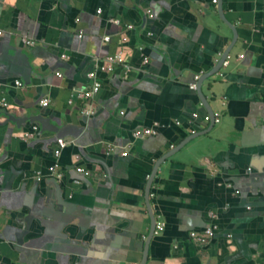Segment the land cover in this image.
I'll return each mask as SVG.
<instances>
[{
    "label": "crops",
    "instance_id": "crops-1",
    "mask_svg": "<svg viewBox=\"0 0 264 264\" xmlns=\"http://www.w3.org/2000/svg\"><path fill=\"white\" fill-rule=\"evenodd\" d=\"M212 1L0 0V97L9 113L45 118L40 135L25 140L30 123L19 127L0 113V264H139L150 222L147 176L170 144L191 133L185 119L203 115L187 86L232 40ZM221 2L238 44L201 90L219 119L203 137L222 136L201 156L187 162L178 153L157 170L150 203L165 227L150 240L145 264H264V0ZM16 51L24 59L12 60ZM118 52L133 68L148 58L127 83L99 70ZM92 71L99 92L70 104L92 86ZM26 79L25 87L15 84ZM40 98L49 106L38 104ZM92 108L87 124L79 120ZM171 119L158 136L133 140L134 130ZM195 123L193 130L208 128ZM63 130L78 135L76 143L64 138L59 192L48 167ZM77 167L90 176L77 175ZM61 196L68 207L59 204ZM209 212L219 229L207 244H196L189 232H202Z\"/></svg>",
    "mask_w": 264,
    "mask_h": 264
},
{
    "label": "water",
    "instance_id": "water-1",
    "mask_svg": "<svg viewBox=\"0 0 264 264\" xmlns=\"http://www.w3.org/2000/svg\"><path fill=\"white\" fill-rule=\"evenodd\" d=\"M216 2H217V12H218L219 18L230 28V30L232 32V40L229 43V45L222 52H218L217 53L218 58H217V60L215 62V65L208 72H204L203 74H198L199 77L196 80H194V76H197V75H194L193 78H192V82H190L189 85L187 86L190 91L195 92V94L198 96V99L200 101V106L204 110L203 115L198 114V112H192V113L196 114L197 117L194 118V120H191L190 118L189 119L188 118L185 119L184 125L190 126L191 131L189 130V132H191V133L188 134L183 139H181L180 142L178 144H176L175 146H172V144H170V148L167 150V152H165L164 154H162L159 158H157L155 160V162H154V164L152 166L151 172H150L149 176H147V180H146V183H145V186H144L143 197H144V202H145V206H146V210H147L150 222H149V232H148L147 237H146V239L144 241V246H143V249H142V256H141V260H140L139 264H145L146 263L147 256H148L149 243H150V240L153 237V229H154V225H155V217L153 216L154 214H153V211H152V208H151L150 195L152 194L151 193V189H152L151 186H152V183H153L154 176L157 173V170L160 168V166L163 163H165L166 161H169L170 159L175 157V155L178 154V153L181 155L180 158L183 159V160H186L187 162L192 160V158H196L198 156H201L203 154V152L205 151L204 148L207 147L206 150L210 151V148H209L210 147V143L213 140L215 141L216 138L218 139L219 137L222 136V135H217L218 133H214V134H212L213 135V140L211 138L207 140V139H204L205 137H203L206 134H208L210 131L215 129L216 123H214V112H213L211 106L209 105L208 101L206 100L205 96L203 95L202 90H201V86H202V83L206 79L212 77L213 75H215L220 70H222L223 68L226 67V66H223V62L225 61L226 57L230 58V53L236 47L235 45L238 44V41H237V32H236L235 28L233 26H231V23H229L224 17L221 0H216ZM145 10H144L145 11L144 12V18L149 20V21L152 20L153 17H154L153 12L150 9H145ZM115 20H116L115 18H110L109 19L110 22L111 21H115ZM127 26H130V28H127ZM127 26H126V28L129 29V30L132 28V25H127ZM121 38H125L124 41L121 40L123 43H125L127 41V37L125 35L121 36ZM16 53H18V54L13 56L12 60L15 61L16 58H20V59L23 58L24 59V56H22V54L19 53V51H16ZM1 57H2V59L7 58L6 53H4ZM125 63L130 66V71L127 74L124 75L122 73V71H123V67L122 66L117 67L116 70L112 73V74H114L113 75L114 77L118 78L121 81V83H127V78L132 77L133 74H137L136 72H138V75L141 74L142 68H144L146 66V64L148 63V58L146 56L145 57L143 56L142 57V61H141V66H139L137 68L136 67L133 68L126 61H125ZM27 77H24V78H27ZM25 81L22 82V86L21 87H25V86H27V84L30 83L29 79H26ZM192 84H195V88H191ZM42 100L43 99L40 98L38 104H40V102ZM9 110H11V109L8 108V109L0 110L1 114L3 113V114H5L7 116V120H6L7 123L8 122H13V123H16L17 126L21 127L22 125H25V124H27L29 122L30 123L29 131H25L24 134L27 133V132H32V133H34L33 138L37 137L38 135H40L41 128H40L38 123L43 124L45 122V118L42 115H35V116H32V117L31 116H16L13 113H9ZM95 113L96 112H95L94 108H92L88 113H85L82 110V113L78 114L79 115L78 117H79V120H81L82 122H85L87 124L88 120L93 118ZM205 116L209 117V121L208 122H205V121L202 120V119H204ZM173 120L174 119H171L169 122H165V123L160 122V121L152 122L151 126H148L147 129H151L153 131V134H151V135H149L147 137H156V136H158V134L160 133V130H162L164 127H168L170 124H173V122H174ZM175 121L177 122L176 123L177 126L182 125L181 121L176 120V119H175ZM196 121H201L204 124L208 123L207 130H200V131L199 130H193L192 127L194 126V124L196 125V123H195ZM34 128H36V130H34ZM133 132H132L133 140H141V139L147 138V137H143V136L134 137L133 136ZM77 135H78V133L75 134V132H73L71 134H65V130H63L60 133H57L55 141H57L59 138L64 139L66 137H70V138H72L73 142L76 143ZM198 138H202L204 141H199V140L196 141ZM187 145H189V150L185 149V147ZM112 147H113V150L111 152L114 151V147L115 146H112ZM116 149H117V147H116ZM121 154H123V153H121ZM122 156H126V154L124 153V155H122ZM55 162H56V160L54 159V163ZM51 166L48 167V171H49V168ZM74 171H75V173L77 175H81L84 178H87V177L90 176V172H89L88 176H85L82 173L76 172V168L74 169ZM48 175L51 176L52 178H54L52 183L55 184V186L58 188L59 192H61L62 188L59 185L61 180H58L54 176V174H52L51 172H49ZM36 177H38L37 179H42L44 177L43 172L42 171H38ZM73 183L79 184L81 182L78 179H74ZM235 193L239 194V192H237V191H235ZM61 198H62V196L58 198L59 204H61L62 206H67L68 207V204L66 202H64ZM78 260L82 261L83 259H78Z\"/></svg>",
    "mask_w": 264,
    "mask_h": 264
},
{
    "label": "built area",
    "instance_id": "built-area-1",
    "mask_svg": "<svg viewBox=\"0 0 264 264\" xmlns=\"http://www.w3.org/2000/svg\"><path fill=\"white\" fill-rule=\"evenodd\" d=\"M214 4L216 3V0H213L212 1ZM97 14L100 13V10H97L96 11ZM112 23H118L117 20L115 21H111ZM127 28H130V26H127ZM2 32L0 31V36H1ZM122 41L125 40V38H121ZM103 41L104 42H108L109 41V37L106 36L103 38ZM23 42L29 46H32L34 45V42L31 41V40H28V39H23ZM239 57H242V55H240ZM228 60H229V57H226L225 61L223 62V66H226L228 64ZM146 62V61H145ZM119 66H122L123 67V71L122 73L125 75L127 74L129 71H130V66L127 65L125 63V60L123 58V55L121 52H118L116 53L115 55H111V56H107L106 58L103 59V63L99 66V70L100 72H103V73H106V74H112L117 67ZM59 76H62L60 73H58ZM198 75L197 76H194V80L198 79ZM87 78L89 80H92L93 84L92 86L87 89V90H83L79 93L76 94V96L72 97V100L69 101L70 104L73 103L74 99H80V100H83V101H87L89 99H91L95 94H97L99 92V89H100V83L96 80V72L95 71H92V72H89L87 74ZM15 84L19 87L22 86V82L21 81H16ZM191 88H195V84H192L191 85ZM40 104L43 106V107H48L49 104H50V100L49 99H43ZM10 104L8 103L7 99L5 96H1L0 97V110L2 109H8L10 108ZM85 113H88L89 110H85L84 111ZM197 115L196 114H193L192 115V120H194V118H196ZM203 121L205 122H208L209 121V117L208 116H205ZM219 119H218V116H216V114H214V123H218ZM34 130H36V128H34ZM153 134V131L151 129H142V130H135L133 132V136L134 137H140V136H143V137H147L149 135ZM34 136V133L32 132H27L24 134V136H22L23 139L27 140L29 138H33ZM67 146V141L65 139H62V138H59L57 141H56V148L54 149L53 151V157L54 159L56 160V162L49 168V172H51L52 174H54V176L58 179V180H61L62 177H63V174L61 172L58 171L59 169V163H58V160L63 152V150L65 149V147ZM113 150V147L111 145H108V148H107V152H111ZM124 155V153L122 154ZM76 172L78 173H82L84 174L85 176H88L89 175V171L83 169V168H80V167H77L76 168ZM209 218L210 219H214L215 218V214L213 212H209ZM163 222L162 221H159L157 222L156 224V230L157 232H161L163 231ZM218 228V225L214 222H211L208 226H206L202 232H194V231H191L189 232V238L192 240V242L196 243V244H200V245H203L205 244L209 238H212L214 236V230Z\"/></svg>",
    "mask_w": 264,
    "mask_h": 264
},
{
    "label": "flooded vegetation",
    "instance_id": "flooded-vegetation-1",
    "mask_svg": "<svg viewBox=\"0 0 264 264\" xmlns=\"http://www.w3.org/2000/svg\"><path fill=\"white\" fill-rule=\"evenodd\" d=\"M209 219H210V218H209ZM159 221H162V222H163V220L155 218V225H154V229H153V237L158 236V235H160V234L163 232V231H161V232H157V230H156V224H157V222H159ZM211 222H214V223L217 224V216H216V214H215V218H214V219H210L209 224H210ZM209 224H208V225H209ZM163 225H164V222H163ZM217 225H218V224H217ZM164 227H165V225H164ZM164 227H163V230H164ZM218 229H219V225H218V228L214 230V233H213L214 235L216 234V232H217ZM148 232H149V231H148ZM146 237H147V236H144L142 239L145 240ZM212 238H213V237H212ZM212 238H209L208 241H207L205 244H207ZM205 244H203V245H205Z\"/></svg>",
    "mask_w": 264,
    "mask_h": 264
}]
</instances>
